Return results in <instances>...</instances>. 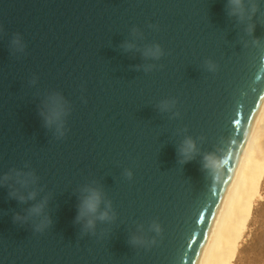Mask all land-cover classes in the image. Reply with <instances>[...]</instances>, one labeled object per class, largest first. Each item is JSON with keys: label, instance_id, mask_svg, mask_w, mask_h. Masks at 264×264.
<instances>
[{"label": "water", "instance_id": "obj_1", "mask_svg": "<svg viewBox=\"0 0 264 264\" xmlns=\"http://www.w3.org/2000/svg\"><path fill=\"white\" fill-rule=\"evenodd\" d=\"M243 9L0 0V264H203L264 109Z\"/></svg>", "mask_w": 264, "mask_h": 264}, {"label": "bare ground", "instance_id": "obj_2", "mask_svg": "<svg viewBox=\"0 0 264 264\" xmlns=\"http://www.w3.org/2000/svg\"><path fill=\"white\" fill-rule=\"evenodd\" d=\"M264 182V109L236 173L203 264H234Z\"/></svg>", "mask_w": 264, "mask_h": 264}, {"label": "rangeland", "instance_id": "obj_3", "mask_svg": "<svg viewBox=\"0 0 264 264\" xmlns=\"http://www.w3.org/2000/svg\"><path fill=\"white\" fill-rule=\"evenodd\" d=\"M261 193L234 264H264V182Z\"/></svg>", "mask_w": 264, "mask_h": 264}, {"label": "clouds", "instance_id": "obj_4", "mask_svg": "<svg viewBox=\"0 0 264 264\" xmlns=\"http://www.w3.org/2000/svg\"><path fill=\"white\" fill-rule=\"evenodd\" d=\"M230 5L232 6V14L234 15H239V16H243V0H230ZM255 7H253V12H255ZM249 32L254 30V25H251L249 27ZM149 54L153 55V56H159L161 54V49L160 47L157 45L154 49H150L149 50ZM209 68L212 69L214 68V65H209ZM185 148H184V152L188 153L191 152L194 149V144L191 140H188L185 142ZM129 176H131V173H128ZM100 200H101V195L98 191L96 190H91L90 194L86 197V199L83 202V208L86 209L88 212L90 213H95L99 207L100 204ZM39 208L34 209V211H39ZM107 217V213H103L101 214V219H105ZM92 221H89V226L92 225ZM152 230L155 231L157 234H159L162 229L161 226L158 223H153V225L151 226Z\"/></svg>", "mask_w": 264, "mask_h": 264}]
</instances>
